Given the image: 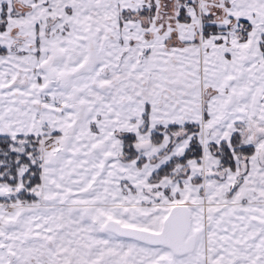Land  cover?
<instances>
[{
	"label": "snow or ice",
	"instance_id": "snow-or-ice-1",
	"mask_svg": "<svg viewBox=\"0 0 264 264\" xmlns=\"http://www.w3.org/2000/svg\"><path fill=\"white\" fill-rule=\"evenodd\" d=\"M0 264H264V0H0Z\"/></svg>",
	"mask_w": 264,
	"mask_h": 264
}]
</instances>
